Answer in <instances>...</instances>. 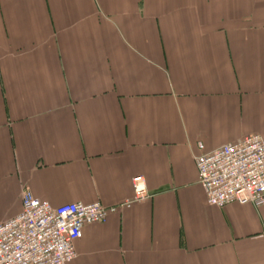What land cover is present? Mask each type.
I'll return each mask as SVG.
<instances>
[{"label": "crops", "instance_id": "1", "mask_svg": "<svg viewBox=\"0 0 264 264\" xmlns=\"http://www.w3.org/2000/svg\"><path fill=\"white\" fill-rule=\"evenodd\" d=\"M264 138V0H0V224L24 192L118 207L69 264H264V205L195 157ZM202 146V147H201Z\"/></svg>", "mask_w": 264, "mask_h": 264}, {"label": "built area", "instance_id": "2", "mask_svg": "<svg viewBox=\"0 0 264 264\" xmlns=\"http://www.w3.org/2000/svg\"><path fill=\"white\" fill-rule=\"evenodd\" d=\"M202 147V146H201ZM199 184L210 206L233 203L264 205V138L244 139L195 157ZM134 196L118 207L102 202L72 203L56 209L30 191L22 211L0 224V264H69L77 257L75 242L87 225L104 224L119 208L144 203L153 195L144 177L132 180Z\"/></svg>", "mask_w": 264, "mask_h": 264}]
</instances>
